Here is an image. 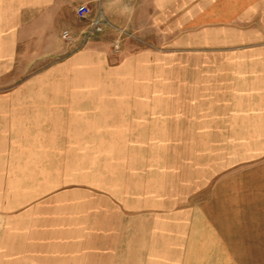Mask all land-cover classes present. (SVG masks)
Instances as JSON below:
<instances>
[{"label": "rangeland", "instance_id": "obj_1", "mask_svg": "<svg viewBox=\"0 0 264 264\" xmlns=\"http://www.w3.org/2000/svg\"><path fill=\"white\" fill-rule=\"evenodd\" d=\"M251 1L155 0L150 7L147 0L114 1L109 6L114 16L107 18L122 33L116 37L113 29H105L95 37L102 46L91 50L102 58L103 77L96 76L95 63L86 62L73 65L69 77L62 76L63 69L57 70L58 77H29L37 66L19 77H2L0 90L65 93L73 113L70 122L57 121L54 129L16 131L35 145L6 147L8 154L0 161V174H5L0 176V264H63V259L11 254L37 249L33 241L72 237L87 223L89 229H104L105 217L117 223L120 234L182 233L199 240L264 234L262 178L251 161L256 146L240 144L237 123L224 130L218 128L223 122L212 120L207 123L216 130H193L207 123L177 113L185 106L176 83L177 36L184 44L238 46L239 23L221 30L219 21L238 22ZM147 8L150 19L143 16ZM255 8L250 13L264 25V3ZM160 23H166V35L159 34ZM182 25L212 29L201 28L192 36L184 29L182 37ZM144 44L154 47L151 77H143V67L131 65V54L142 52ZM82 51L57 50V63ZM14 66H8L9 75L15 74ZM192 141L196 144H186ZM108 212L114 215L106 216ZM230 244L231 264H264L255 242ZM244 245L253 247L246 252ZM208 257L185 252V264H212L214 258Z\"/></svg>", "mask_w": 264, "mask_h": 264}, {"label": "crops", "instance_id": "obj_2", "mask_svg": "<svg viewBox=\"0 0 264 264\" xmlns=\"http://www.w3.org/2000/svg\"><path fill=\"white\" fill-rule=\"evenodd\" d=\"M114 1L118 0H0V81L4 80L2 77H19L31 66L38 68L29 77H58L56 72L61 69L64 71L62 76L69 77L73 65L80 62L95 63L96 76L103 77L102 58L91 51L102 46V42L95 38L102 33L93 34L85 39L83 32L89 21L78 19L74 7L85 2L89 4L92 13L101 8L105 16L111 19L114 15L109 14V6L111 7ZM152 1L155 0H147L148 7ZM254 1L246 3V10L241 12L238 22L237 18L235 21L230 19L219 21L222 23L221 30L230 29L232 23H239L241 37L238 46L214 47L215 45L209 42L196 41L184 44L180 42V36H177L176 83L177 88H181L182 91L179 97L185 100V106L177 113L183 115L191 113L196 119H202V122L206 123L212 120L223 122V126L218 128L224 130L231 129L233 122L237 123L241 131L240 144L256 146L255 157L251 161L256 162L258 179H263L264 25L255 21L256 14L250 12L256 4H263L264 0H257L256 4ZM162 11L160 9L161 18L162 14H165ZM144 12V17L152 18L150 8ZM165 24L163 23V26L159 24L160 35L167 34ZM201 28L205 32L212 29L208 25L202 27L192 25L185 29L182 25L181 35L183 37L184 29L192 36L195 32H200ZM65 29L75 37L74 43H66L61 38V33ZM110 33L118 36L114 30ZM68 48H82L83 51L57 63V50L65 52ZM151 48L154 47L144 44L142 52L131 54V65L143 67V77H151ZM159 49L162 51L164 47ZM164 57L160 55V62L163 59L166 66ZM10 64L15 65V74L9 75L7 68ZM57 98L61 100L57 101ZM72 113L70 97L65 93L57 95V92L53 91L45 94L39 90L22 88L0 90V161L7 153L6 147L13 149L25 144L35 145L23 141L24 135L16 131L54 129L57 121L70 122ZM57 114L59 116H56ZM192 128L214 131L217 126L207 123ZM38 144L40 145L39 142ZM186 144L196 143L192 141ZM0 169L2 170V167ZM0 176L5 177V174ZM213 177H216L215 173ZM262 179L259 192L264 194ZM259 206L264 210V203H259ZM157 214L162 223H167V219L162 218L163 212ZM110 215L114 213L106 214ZM140 218L143 220V217ZM110 219L112 218H104L105 227H102L104 229L95 227L89 229L87 223L81 225L83 229L80 227L82 232L79 234L75 233L74 236L63 239L33 241L31 243L36 246L39 244L37 249H26L24 253H14L11 256L63 259V264H185V252H191L197 259L198 257L203 259L205 256H209V259L214 258L212 264H231L233 250L230 243L233 241L255 242L254 247L259 256L262 257L264 253L263 233L223 237L211 235L208 240L195 239L197 236L194 235L187 237L182 233L120 234L117 223ZM200 242L206 244L201 245ZM252 247L253 245L241 246L246 252ZM221 259H224V262Z\"/></svg>", "mask_w": 264, "mask_h": 264}, {"label": "built area", "instance_id": "obj_3", "mask_svg": "<svg viewBox=\"0 0 264 264\" xmlns=\"http://www.w3.org/2000/svg\"><path fill=\"white\" fill-rule=\"evenodd\" d=\"M74 13L78 19L80 20L88 19L89 21L87 28L83 32L85 39L95 33H101L107 28L115 30L118 33V36L120 35V33H122L120 29L114 27L113 23L108 20V18L105 16L101 8H98V10L95 13H92L89 4L82 2V3H78L74 7ZM61 38L66 43L72 44L75 42V37H73V35L67 29L62 31ZM118 41H119L118 38L115 39V47H118Z\"/></svg>", "mask_w": 264, "mask_h": 264}]
</instances>
